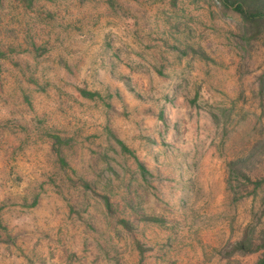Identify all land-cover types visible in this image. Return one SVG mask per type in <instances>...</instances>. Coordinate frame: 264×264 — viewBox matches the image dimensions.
<instances>
[{
	"label": "rangeland",
	"instance_id": "rangeland-1",
	"mask_svg": "<svg viewBox=\"0 0 264 264\" xmlns=\"http://www.w3.org/2000/svg\"><path fill=\"white\" fill-rule=\"evenodd\" d=\"M241 23L220 0H0V264H253L264 38Z\"/></svg>",
	"mask_w": 264,
	"mask_h": 264
},
{
	"label": "trees",
	"instance_id": "trees-1",
	"mask_svg": "<svg viewBox=\"0 0 264 264\" xmlns=\"http://www.w3.org/2000/svg\"><path fill=\"white\" fill-rule=\"evenodd\" d=\"M224 5H230L240 16L242 21V35L243 37L262 36L264 38V0H220ZM86 92V90H83ZM123 149L127 146L122 140L117 139ZM140 169L145 170V166L139 162ZM239 249H247L244 244V239L237 242ZM260 250V255L253 264H264V238L262 242H257L254 246L246 251Z\"/></svg>",
	"mask_w": 264,
	"mask_h": 264
}]
</instances>
